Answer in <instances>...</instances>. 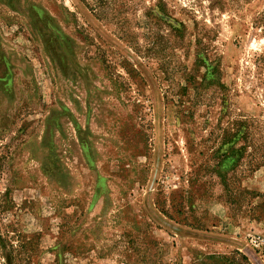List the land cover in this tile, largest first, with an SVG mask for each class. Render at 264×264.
<instances>
[{"label":"rangeland","instance_id":"1","mask_svg":"<svg viewBox=\"0 0 264 264\" xmlns=\"http://www.w3.org/2000/svg\"><path fill=\"white\" fill-rule=\"evenodd\" d=\"M0 264H264V0H0Z\"/></svg>","mask_w":264,"mask_h":264},{"label":"trees","instance_id":"2","mask_svg":"<svg viewBox=\"0 0 264 264\" xmlns=\"http://www.w3.org/2000/svg\"><path fill=\"white\" fill-rule=\"evenodd\" d=\"M228 138H230V136H223V141H222V143L226 140V139H228Z\"/></svg>","mask_w":264,"mask_h":264}]
</instances>
